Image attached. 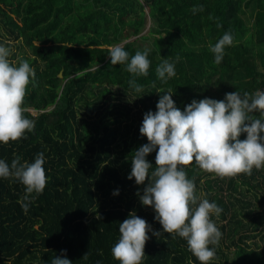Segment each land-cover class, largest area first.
<instances>
[{
	"label": "trees",
	"instance_id": "trees-1",
	"mask_svg": "<svg viewBox=\"0 0 264 264\" xmlns=\"http://www.w3.org/2000/svg\"><path fill=\"white\" fill-rule=\"evenodd\" d=\"M74 2L85 9L71 15ZM197 5L204 10L193 14ZM52 27L58 38L43 37ZM225 32L234 39L217 65L209 44ZM121 42L129 61L150 49L147 76L111 65L108 49ZM0 45L10 49V61L18 66L26 60L35 71L22 104L34 129L0 143V159L10 164L20 156L31 163L42 152L47 178L25 213L19 203L24 185L0 177V264H51L62 251L72 264H120L111 248L120 238L119 224L133 212L162 233H147L141 264H200L186 240L163 233L154 209L141 204L136 193L142 195L149 181L137 185L127 178L132 153L148 143L139 129L163 92L171 90L183 111L193 100L221 101L264 84V0H0ZM164 59L176 72L166 82L156 75ZM131 79L142 92L130 87ZM156 151L146 157L149 175ZM185 171L195 178L198 200L223 209L210 215L222 236L218 246L209 245L216 252L209 264H264V167L223 179L194 162ZM256 234L262 246L248 244Z\"/></svg>",
	"mask_w": 264,
	"mask_h": 264
},
{
	"label": "clouds",
	"instance_id": "clouds-1",
	"mask_svg": "<svg viewBox=\"0 0 264 264\" xmlns=\"http://www.w3.org/2000/svg\"><path fill=\"white\" fill-rule=\"evenodd\" d=\"M203 10V5H197L192 12ZM233 39L231 32H225L214 45L209 44L215 64L222 62L225 48L232 45ZM149 51H137L130 61L129 53L120 45L109 47L108 54L111 65L126 64L127 72L139 77L148 75ZM10 54L8 47L0 45V143L4 144L26 138L25 133L34 129V121L23 115L22 104L35 71L26 60L19 61L17 66L9 60ZM156 75L163 82L174 77V63L164 59L156 67ZM129 85L137 93L143 91L135 79L129 80ZM163 93L156 105L157 111L144 114L139 131L148 143L132 153V168L127 178H134L137 185H143L148 179L143 194L136 193L141 204L154 209L163 233H174L186 240L188 251L200 264H209L216 255L215 247L210 249L209 245L218 246L222 236L210 215L214 213L218 217L223 209L208 199L198 200L194 194L195 178L189 179L185 168L194 162L200 170L223 179L251 175L254 167H264V135H261L264 133V91L227 93L221 101L193 100L183 111L175 106L171 90ZM257 113L261 118H255ZM242 133H246L244 140L239 139ZM153 151H156V167L149 175L153 167L146 157ZM44 163L42 152L31 163L22 162L20 156L10 164L0 159V177L12 178L25 187L19 201L25 213L46 186ZM113 195H119V190ZM150 231L153 230L144 219L130 213L119 224L120 238L111 248L113 258L120 264H141ZM153 235L159 237L162 233L153 231ZM51 264L72 262L62 251Z\"/></svg>",
	"mask_w": 264,
	"mask_h": 264
},
{
	"label": "rangeland",
	"instance_id": "rangeland-1",
	"mask_svg": "<svg viewBox=\"0 0 264 264\" xmlns=\"http://www.w3.org/2000/svg\"><path fill=\"white\" fill-rule=\"evenodd\" d=\"M83 9H85V6L84 5H82V4H80L79 2H74V10H75V12H71V15H74V14H76L77 12H81ZM91 9H94V8H91ZM99 11H101V8L100 7H98L97 8ZM112 25V23H108V28H107V34H108V32H109V28H110V26ZM107 26V25H106ZM105 26V27H106ZM44 27H46V25L44 26ZM48 32H47V34L45 35V36H43V37H50V36H54L56 39L58 38V33H57V27H52V28H50V30H47ZM142 35H145L146 34V28H145V30L141 33ZM109 35H110V37L111 38H109L108 40H110V41H112L114 38H113V36H114V34L113 33H109ZM134 38H130L129 40H127V41H131V40H133ZM137 41V44L138 45H140V46H143V47H147L148 46V40H141V39H137L136 40ZM124 42H121V43H119V44H117V45H122ZM15 49V48H14ZM13 62H15V59H13L12 60ZM32 113L34 112L32 109L30 110ZM257 194H258V191H257ZM262 206H264V203H262ZM247 242H248V244H250L251 246H253V242H255V243H257L259 246H262V244H263V242H261L260 240H259V238H258V234H256V237L254 238V239H247Z\"/></svg>",
	"mask_w": 264,
	"mask_h": 264
},
{
	"label": "built area",
	"instance_id": "built-area-1",
	"mask_svg": "<svg viewBox=\"0 0 264 264\" xmlns=\"http://www.w3.org/2000/svg\"><path fill=\"white\" fill-rule=\"evenodd\" d=\"M258 90L264 91V84H262Z\"/></svg>",
	"mask_w": 264,
	"mask_h": 264
},
{
	"label": "water",
	"instance_id": "water-1",
	"mask_svg": "<svg viewBox=\"0 0 264 264\" xmlns=\"http://www.w3.org/2000/svg\"><path fill=\"white\" fill-rule=\"evenodd\" d=\"M58 76H60V72H58V74H57Z\"/></svg>",
	"mask_w": 264,
	"mask_h": 264
}]
</instances>
